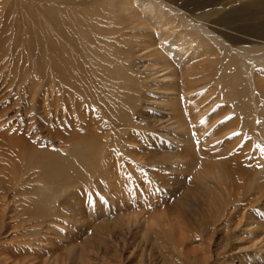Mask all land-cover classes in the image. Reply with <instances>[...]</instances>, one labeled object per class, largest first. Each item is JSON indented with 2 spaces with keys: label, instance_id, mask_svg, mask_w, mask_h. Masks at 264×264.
Segmentation results:
<instances>
[{
  "label": "bare ground",
  "instance_id": "obj_1",
  "mask_svg": "<svg viewBox=\"0 0 264 264\" xmlns=\"http://www.w3.org/2000/svg\"><path fill=\"white\" fill-rule=\"evenodd\" d=\"M40 2H42V0ZM179 2H181V0H108L106 2V6L103 4V6L99 7L98 9L94 8L91 10L92 12L85 15L77 14L75 11H71L73 10L71 7H68L67 5L63 4V7L56 9V11H53L49 8L48 10L45 11L43 16L42 15H40V17L38 16L39 18H37L36 21L38 22L37 26H36V22L34 24L33 21L31 20L32 21L31 25L33 23L35 28L38 27L39 32L36 31L37 29L35 30L33 29L34 31L33 30L30 31V32L33 31L34 34L33 44L35 48L34 50L32 46H29L30 44L27 45L32 48L31 51L30 49H28L29 53L32 55V57H30V60L31 58L32 59L34 58V55L36 58V54L41 55V59L39 58H38L39 60L37 59L38 61L36 65L38 66H35V64L31 62L33 65V66L31 65V67L40 68L39 71L42 72L41 77L44 80L45 85H51L58 89L57 96H55L56 99L53 100L56 101L55 103L56 107L54 106L55 109L51 108L54 102L52 101L53 98L50 97L51 100L49 99L50 100L49 103L51 104L52 101V105H49L48 103L49 106L46 107L44 112H46L47 116L52 117L51 114L52 110H56L55 116L56 117L61 116L62 118L61 121L62 123L64 122L63 124L62 123L61 124L65 128L63 127V129H58L60 127L56 126L58 127L56 128L57 132L56 131L53 132L54 134L52 135L51 132L53 130H49L48 128L47 130L49 132L51 131L50 133H48L42 122L37 119L38 115L36 116L37 108L35 107V105H32L29 108L22 101L17 99H16L17 101H14V103L8 101L7 99L0 100V236L9 235L6 237V240L2 239L4 242H2L3 243L2 245H0V264H93V262L91 263L90 260H87L88 258H91L92 255L97 256V258H99L102 263L105 262L107 264H126L122 260L120 262L113 260L109 261L105 255H102L101 251L95 248L96 246L94 244L90 243V241H86L84 245L80 248H75V249L73 248L74 250L71 257L67 256L64 258H57L52 263H50L47 260L39 261V257L33 256L31 252L32 251L31 247L34 243H40L43 240H45L46 233L44 232L45 230L42 226L43 220L46 219L47 217H54L56 214H58L55 213V209L49 207L48 205L49 201L47 204L44 203V205H42L41 203H40L41 205L38 204L39 203L38 200H42L44 196L43 189H45V185L48 183V182H46V184L44 183L45 180L43 179V175L50 174L51 181H53V183L57 179L60 180L61 183L58 185V187L60 189L59 191H61L60 193L61 196L62 197L65 196L67 198L63 202V204H66L70 199L74 197H79V193L81 192L80 190L84 186L89 187L88 183L87 184L85 183V179L88 178L86 173L90 171L95 173L99 169L101 170V168L103 167L100 166L101 161L99 163L97 162L98 161L97 159L96 161L94 160V157H92L94 156V151L92 149L91 144L93 140L96 141V139L92 138L93 137L92 135L95 132L90 133V131H88L87 128L90 129V127L94 126L92 125L93 123H91L92 126L84 127L86 132L91 137H87L89 135L86 136V134L82 135L83 134L82 132L80 133L81 134L80 135L77 132L78 130L79 131L81 130L82 126L80 127V129H78L79 126L77 125L75 129V124L72 123V126H70L72 128H69L68 123L71 124L70 117L71 118L74 117L72 118L74 120L77 117V115L79 117L81 116L82 118V115L84 113L81 114V111L85 108L87 101H90L92 97L89 96V92H88V89H90L92 85L90 86V88H88L89 82L87 78L88 77L87 64L92 65L95 63V65H97V68L99 69L103 68L104 65V63L103 65L101 63L103 61L102 59L105 60V56L103 55L105 51L101 53L97 51L98 49L97 50L95 49L97 51L96 52L94 49H92L93 47L92 45L99 44L102 46V44H104L107 46L108 45L112 46V44L111 43L109 44V42L111 41V39L116 38L115 36L117 33H120L119 34L120 38H118L119 39L118 41H120L126 46L125 49L122 48V50H124L125 52L123 55H120L122 51L120 50L121 51L120 52L117 50V48H114L116 47L115 46L116 42L113 43L114 47L113 46L112 47L115 49V51L114 52H112L111 50L106 51V53L107 52L109 54L111 53L110 57H113L111 58V60L109 57H107L110 60L108 64L114 67L113 64L116 61L118 62L119 60L118 58H124L125 59V64L123 63L124 67L129 68V70L133 69L136 73L139 74L138 77L140 78L139 84L136 83L137 81L134 82L135 80H133L135 84L133 86L136 87L134 92L135 94L134 95L129 94V95L132 96L131 98L134 99L143 98V100L145 101L147 100L146 101L147 103L143 101L144 103H146L145 105L150 104L148 109H145L146 112L140 113L143 114L142 117L143 119H145L144 120L146 121L145 123H148V128L150 129L147 133L149 134L145 133L146 131L144 132L145 134L143 136V139H141L142 143L139 141V143L137 144L138 146L136 145L137 142L136 136H132L127 140L123 139L125 141L124 142L121 141V142L123 144V147L124 145L126 146L127 144L136 145L138 147V148L136 147L138 150H141V152L143 151L146 153L144 155L142 154L143 156H140V154L139 155L136 154V159H135L136 164L143 165L144 163L146 164L148 163L147 165L150 166L149 163L151 161L154 166L158 164V166L156 165L157 166L156 178H157V182L159 183V186H162L164 188L166 186L167 188L172 187V189L170 188L169 191L173 193V195L180 193L179 197L177 198L178 202H174L172 205L169 206L166 205L165 204L166 201L163 200V196L164 194H166L165 191L163 189H160L158 186L159 190L155 191L157 196L156 197L152 196L153 199L149 201V203L151 202L149 206L151 207L153 204V207L155 206V211L151 214L150 212H148L143 216L142 215L138 216L140 213L136 215L135 213L137 211L135 213H132L133 211H135L133 210L131 211V216L129 217L122 216L123 218L120 219L121 226L122 227L129 226L131 223L132 224L135 223V225H140L142 229L145 230L144 232L146 234L145 235L146 240L147 237H150V239L154 237L156 241L163 240V242L165 241L169 244L172 250H177L178 248L185 249L186 247L192 245L193 243L196 244V242H200V245L201 243L204 244L205 250L198 254L189 253V257L191 258L193 257L194 260L200 258L201 262L205 264L217 263L216 260L215 261L212 260L213 252L211 249V241L213 240V235L218 231L220 227V229H224V231L227 232L225 234L227 235V240H228V245L223 251L224 253L222 259L225 260L224 263L264 264V171L256 173L251 169L245 170V166L241 164L242 162L240 161V158L238 156L237 157L235 156L234 158L233 157L227 158V161H220V156L219 155L217 156V154L220 151V147L221 146L222 148L224 147V144L220 145V139L224 138L220 135V133H223L227 129L224 128L222 130L220 128V125L224 126L226 124L225 122H221V119L224 118L223 117L224 111L220 112V115L214 113L215 116L214 117L212 116L213 118H210L209 116H207L208 115L207 113L208 112L211 113V111H209L211 110V107L207 106L206 103L204 104L203 101L199 100L201 99L200 92L204 91L203 90L204 87L202 86H205V90H206L209 84L212 82L214 69L217 66V62H219L218 59L221 57L219 56V52L221 51H219L218 49V47H221V45H219L220 43H217L218 45L216 44L212 45L213 41L211 42L213 38H214V42H218L215 41V39H217L215 37L217 36L214 35H217L220 32L218 30H215L214 28H211L209 23L203 22L207 18L206 17L203 18L204 16L201 17L202 14L200 15L201 19L199 18L198 15L199 13L198 14L195 13V15H198L197 16L198 18L195 17L193 13L194 8L192 9L191 7L195 4H191L189 3V1L188 4H183V3L180 4ZM77 4L79 3L77 2ZM14 7H16V5ZM212 8L214 9L215 7ZM10 9H12V7ZM16 11L17 10L15 9V13ZM243 11L245 12V10ZM194 12L196 11L194 10ZM211 12L212 15H214L216 13V10H212ZM6 13L7 14L5 15H8V12ZM26 13L27 11L24 14ZM28 14L30 15L31 13L28 12ZM29 15H27V17ZM215 15H217V13ZM244 15L246 14H243V16ZM13 18H17V17L15 16ZM202 19L203 21H201ZM227 21L229 22V19H227ZM234 21L236 20L234 19ZM27 22H25L26 27L29 26ZM88 22L92 24V26L93 25L95 26L97 32L94 33L95 36L92 35V38L95 37L94 40H92L91 38L89 39V37L87 38L85 36V33L80 31L82 25L87 26V24H89ZM218 22L219 21L215 20L212 23L217 24ZM7 24H10V20L9 23H6L5 28L9 26ZM105 24L109 25L110 27L111 26L115 27L113 30L111 29V31L106 35H104L103 34L104 31H102V28L104 27ZM106 25H105L106 28L105 30H107ZM23 26L22 29L23 30L26 29L23 28ZM232 26L230 25L229 28H231ZM251 26H255V25L251 24V25H247V27L246 25L241 27L242 29L246 30V28H249ZM29 27L26 30L28 32H29L28 30ZM225 27L223 29H225ZM16 28L18 29V27ZM259 28L260 30L256 28L257 31L256 29L250 31L258 32L256 34V38L264 40V24H261ZM109 29L110 28H108V30ZM23 30L22 32L25 33ZM83 30H88V28L87 29L85 28ZM239 30L241 31V29ZM18 32L20 33V31ZM89 32L91 33L92 31H88V33ZM243 32L245 34V31ZM212 34H214L213 38L211 36ZM27 36L28 35L26 34L25 37ZM132 36L140 37V41H138L139 46L135 45L136 52L131 45H127L125 42L127 41V39H129V37ZM228 36L230 37L231 35H227V37ZM233 40L236 41V39L234 38ZM114 41H116V39ZM3 42L5 41L3 40ZM26 42H30V41L26 40ZM121 43L119 44L121 45ZM14 44H16L15 41ZM116 44H118V42ZM258 44L260 45V43ZM263 44H261L263 48L259 51H251V50L243 49V50H237L236 52L237 55L242 56L241 58H244L252 63L251 68H253L254 65L258 69L257 71L256 70L251 71L249 69L251 72L250 73L248 72L249 75L247 78L249 81V87L252 89V94L254 95L255 98V104L257 102V98H259L260 96L264 97V68H263L264 45ZM13 45L11 46L14 47L15 45L14 46ZM18 45L20 44H16V46ZM12 47L11 50H13ZM1 48L2 47L0 46V50ZM18 48H20V46H18ZM21 48L20 50H24V47L22 49ZM101 48L103 49V47ZM101 48L99 51H102ZM15 49L16 47H14V52L18 50ZM220 49H223V46ZM93 50L94 52H92ZM11 52L13 53V51ZM21 54H23V52ZM239 56L237 59L240 58ZM144 60H149L151 66H148L146 62L145 64H143ZM116 64L118 65V63ZM119 64L122 65L121 63ZM27 66H29L30 69V64ZM24 67L25 66L19 69L23 68V72H24ZM105 67H108L107 64ZM33 68H31L32 69L31 71L27 69L28 71L26 72L31 74V72H33ZM91 70L89 69V71ZM107 71H109V69H107ZM28 73L27 75H29ZM116 73L117 72H115V74ZM119 74L121 75V72H118V77L120 76ZM98 76L99 78L101 77L100 75ZM129 79H133V78H129ZM140 80L142 82H140ZM110 81L112 82V80ZM108 83L107 86H109ZM93 85L95 86V84ZM42 86L43 85H41V87ZM110 86H112L111 83ZM104 87L105 85L103 83L101 89L102 88L105 89ZM113 88L111 89L109 88V90L115 93H121L119 91L122 88L121 89L119 88L120 90L117 91L115 89L116 87L114 89ZM97 89L100 90L98 93L100 94L101 89H99V87ZM97 89H96V93L98 92ZM124 89L127 88H125L124 86ZM109 90H107L106 93H108ZM10 91L13 92L14 90L11 88ZM55 92L56 91L53 92L54 95H56ZM49 93L51 94V91ZM109 93L111 94V92ZM93 94L94 92L92 93V95ZM48 95L49 94L46 95L47 102H48ZM99 98H101V95L98 96V100ZM115 98L116 97L114 95V99ZM95 100L96 99H94V101ZM109 100L110 99H108L107 102L109 105H111L112 103L110 104ZM198 100L199 103H197ZM94 101H92L93 103H91L90 101V104L93 105L97 102L95 101L94 103ZM104 101H106V98ZM98 102L100 103V101ZM104 103L105 102H103L102 105ZM129 105L131 106V103ZM93 106H92L93 108L97 107L96 104ZM156 106L159 109H157ZM103 107L107 108L108 106L103 105ZM139 108L140 110L141 109L144 110L143 107H139ZM107 109H105L104 111H106ZM114 109H117L115 111L119 110V108L116 107L115 108L113 107V110ZM121 109L119 111L122 112ZM242 109L244 110V108ZM98 110L101 111L99 107H97V111ZM243 110H241V112H244L245 114L248 113L247 111H243ZM104 111H102L101 113H104ZM107 111L109 112V110ZM112 111L111 114L114 115ZM108 112L105 113L108 114ZM121 112H118V114H115L116 116L113 117H117L118 115L117 118L119 120L120 116H122ZM227 112L228 109L225 110V113ZM256 112L257 115L253 119L254 121L257 119L259 123H261L260 126L263 125L262 128L264 130V118H262L260 114V110L258 108ZM101 113L99 112L98 114ZM119 113H121V115ZM135 113L136 112H134V115ZM232 113L234 114V112ZM111 114L109 115L110 117L107 116L106 119L107 118L110 119L112 117ZM17 115L20 116V117L18 116L20 120H18ZM84 115H86V113ZM101 115L104 116L106 114L104 115L101 114ZM238 115L240 116L241 114ZM91 117L92 118L90 122L94 120L93 118L94 116ZM130 118H131V114H130ZM240 118L242 119L243 116ZM111 119L113 120L115 118H111ZM122 119H120V121ZM137 119L138 122H140L139 118ZM55 120L57 121V119ZM112 120L109 121V123L112 122ZM118 120L117 122H120ZM243 120L245 119L243 118L242 121ZM107 121L108 120H106V122ZM128 121L130 120H127V122ZM117 122L116 124L120 126V124ZM121 122L120 123L122 126L125 125L127 126V127L125 126L124 129L127 128L128 130V125L130 123L128 124L125 123L126 119L124 123L123 121ZM134 122L136 123V121ZM84 123L86 125L88 122H84ZM245 124L246 122L244 123L241 122L242 125L241 127L243 128V125ZM249 124H251V122ZM113 125L111 126V129L112 127L113 129L117 127V125L116 127L115 124ZM131 125L130 127H132ZM133 126L135 128L136 125ZM186 126L190 128V130L192 129V131L186 130L187 129ZM132 128H129V130H131ZM220 129L222 130V132H220ZM228 129L230 130L231 127H229ZM235 129L237 130L239 128H235ZM252 129L254 130L253 127ZM208 130H211L213 132H211L209 135H206ZM263 130H261V127L260 128L257 127L254 130L255 134L259 135L262 141H264ZM121 131L124 130L122 129ZM56 133L59 138V143L61 144L59 149L66 151L71 156L70 160L68 161L55 160L53 158L44 156V152L42 148L44 147L45 144L44 141L46 136L48 135L51 136L52 138V136H55ZM131 133L132 132L130 131L129 134L130 136ZM107 135H109V133ZM125 135L128 134L126 133ZM222 135H224V133ZM201 136H203L204 138ZM205 136L209 141L206 140ZM209 136L210 138H208ZM139 138L142 137L139 136ZM236 139L235 141H237ZM231 141H233V138L231 139ZM105 142H108V137H106ZM96 143H97L96 144V148H97L98 145L100 146V143L99 141ZM123 150L125 151V149ZM127 152H128L127 154H129L128 150ZM208 152H212L214 156L210 155ZM250 152L251 151H249V155L251 154ZM224 157L226 158V156ZM147 160H149V162H146ZM237 161L238 162L240 161L241 163L239 164ZM106 164H108V162ZM144 165L141 167H144ZM263 165L264 164H262V166ZM162 166L164 167L163 170L165 171L162 170L163 168ZM168 171L170 172L167 173ZM185 173L188 176H190V181L188 183H183L181 181L182 180L181 175H184ZM50 175L47 178H50ZM169 177L175 179L170 181ZM208 179L211 180V182L212 181L214 182L215 180L216 183L209 185L206 181ZM56 183L58 184L59 181H57ZM155 187L157 186L155 185ZM33 191L34 192L41 191V192H38L40 193L38 195L36 194L35 196L36 199L33 202L35 204L34 206H32V208H30L28 205L30 204L33 198ZM86 195L89 196V194ZM55 196L58 197L56 194ZM78 199L80 198L76 199V203L80 204L81 199L80 200ZM61 205L58 207V209H61ZM134 207L136 206H133V208ZM193 209L194 211H192ZM256 209H257V213L259 214L257 218H255V215L253 213V211ZM10 233L12 235H10ZM20 238L22 239L20 240ZM177 240H178V244H175L174 242ZM241 245H243L244 248H242ZM43 250H45V248H43ZM211 261H213V263H211Z\"/></svg>",
  "mask_w": 264,
  "mask_h": 264
},
{
  "label": "rangeland",
  "instance_id": "obj_2",
  "mask_svg": "<svg viewBox=\"0 0 264 264\" xmlns=\"http://www.w3.org/2000/svg\"><path fill=\"white\" fill-rule=\"evenodd\" d=\"M34 1L35 0H30V1H28V0H18V1L17 0H12V1L11 0L10 1L9 0H0V16H1L0 17V46L2 47L0 50V60H1L0 61V95H1L0 100L7 99L8 101L13 102V103H14V101L20 100L25 105H27V107H29V108L32 105H35V107L37 108V114H36V116L38 115L37 119L42 122V124L45 126L46 131H48L47 130L48 128H49V130H53L52 132L50 131L51 134L53 135L54 134L53 132H55V131L57 132L56 128L60 127L58 129H63L64 126H62V124L64 122L62 123L61 116H57V117L55 116L56 110H52L51 114H52L53 118L50 116H47L46 112H44L46 107H48L49 105H52V101L54 99H56L55 96H57V90L58 89L56 87L51 86V85H45L44 80L41 77L42 72L39 71L40 68L31 67V65H32L31 62H33L35 64V66H38V65H36L37 61L39 59H41V55L36 54V58H35V55L33 54L34 55L33 59L35 60V62L32 58H31V60H32L31 61L30 57H32V55L28 51V49H30V51H31V49L34 48L33 31L35 29H37L36 31L39 32L38 27L35 28L34 24L37 21V18H39L40 15L43 16L45 11L48 10L49 8L53 11H56V9L63 7V4H65L68 7H71L73 9L71 11H75L77 14H80V15H82V14L85 15V14L92 12L91 11L92 9H94V8L98 9L99 7L103 6V4L106 6V2L108 0H70V1L66 0L67 3L70 5H68L66 3V1H64V0H60V1L59 0H55V1L54 0H42V2H40L41 0L40 1L38 0V1H35L37 3H35ZM45 1H47V2H45ZM61 1H63V2H61ZM188 1L191 4H195V5L191 6L192 9L194 8L193 9L194 15H195V13L196 14L199 13L198 15L200 18V15L202 14L201 17L204 16L203 18L206 17L207 19H205L206 21L205 20L203 21V19L201 21L209 23L211 28H214L215 30H218L220 32L217 35H214V34L211 35L212 38L214 36H217L215 38L220 39V40L215 39V41H218V42H214V38H213L211 40V42L213 41L212 45H215V44L218 45L217 43H220L219 45H221V47L223 46V49H220L221 47L217 46L219 51H221V52H219V56L222 57L225 55L224 56L225 58L224 57H222V58L218 57L219 62H217V66L214 69L212 82L209 84V86L206 90H205V86H202V87H204V89H203L204 91L200 92L201 93L200 94L201 99H199V100L203 101L204 104L206 103L207 106L211 107V110H209V111H211V113H213V114H211L210 112L207 113L208 114L207 116H209L210 118H213L215 116V114L220 115V112L224 111V113H223L224 118L221 119V122H225L226 124L224 126L220 125V128L222 130L224 128L225 129L227 128V129H226V131L223 132L224 135H222L223 133H220V135L222 137H224V138L221 137L222 139H220V145L224 144V147L223 148H222V146L220 147V151L218 152L217 156L218 155L220 156V161H227V158H232V157L234 158L235 156L236 157L238 156L242 163L240 161L239 162L237 161V162L239 164L240 163L243 164L245 166V170L251 169V170L255 171L256 173L257 172H263L264 171V165L262 166V164H264V153H263L264 152V141H262L261 137L259 135L255 134V131H254L255 128H257V127H259V128L261 127V130H263V128H262L263 125L260 126L261 123H259V121L257 119L254 121L253 118H255V116L257 115V112H256L257 108L260 110V114H261L262 118H264V97L260 96L259 98H257V102L255 104V98H254V95L252 94V89L249 87V81L247 79L248 75L251 71H254V70L257 71L258 69L254 65H253V68H251L252 63L250 61L244 59V58H241L242 56L237 55L236 52H237V50H243V49L244 50L247 49V50H251V51H259L263 48L261 44L264 43V40L256 38V34L258 32H254V31H250V30H255L256 28L258 30H260L259 27L261 26V24H264V16H263L264 15V0H215V1L214 0H192V1L191 0H186V1L184 0V2H183V0H181V2H179V3L180 4L181 3L188 4ZM9 2H11V3L14 2V3L11 4ZM77 2L79 4H77ZM216 3H219V4H216ZM19 4L21 5V7ZM211 4H213V5H211ZM15 5L17 8L14 7ZM52 5H54V6H52ZM93 5H94V7H93ZM206 6L209 8H207ZM7 7L9 8V11H8ZM11 7H12V9H10ZM212 7H215V8L213 9ZM204 8H206V9H204ZM15 9L18 11V13H17V11L15 13ZM29 9H30V11H29ZM10 10H11V12H10ZM21 10H23V11H21ZM194 10L196 12H194ZM212 10H216L217 15H215L216 13L214 14L215 11L213 12L214 15H212V12H211ZM241 10H242V12H241ZM243 10H245V12ZM26 11H27V13L24 14ZM217 11H219V12H217ZM6 12H8V15H5V14H7ZM28 12L31 13L32 15L31 14L29 15ZM242 13L246 14V15L243 16ZM13 14H14V16H13ZM27 15H29L30 17L32 16L31 19L29 16H28L29 17L28 18ZM198 15H195V17H197ZM7 16H8V18H7ZM9 16L12 18H10ZM15 16L17 18H13ZM228 16H230V17H228ZM227 19H229V22L227 21ZM234 19L236 21H234ZM9 20H10V24H7V25H9L8 26L9 28L8 27L5 28V25H6V23H9ZM31 20L34 23V24L32 23V25H31V22H32ZM215 20H217L219 22L217 24L212 23ZM261 20L263 21V23ZM19 22L22 24H20ZM25 22H27L29 24V26L30 25L31 26L26 27ZM251 24L255 25V26H251L249 28H246V30L242 29L243 26L246 25V27H247V25H251ZM37 25H38V22H36V26ZM105 25L102 28V31H104L103 32L104 35L109 33L111 31V29L113 30L115 28V27H112V26L110 27L109 25H106L107 30H108V28H110L107 31V30H105L106 29ZM230 25L231 26L233 25L232 27L234 28V30L232 27L229 28ZM22 26H23V28H26V29L23 30ZM93 26H92V24L89 23V24H87V26L82 25V28H81L82 30L80 29L81 32L85 33V36L87 38L89 37V39L91 38L92 40H94V38H95V37L92 38V35L95 36L94 33H97L95 26L94 27ZM225 26H227V27H225ZM16 27H18V29ZM28 27H29V29H28L29 32L26 31ZM84 27L86 29L88 28V30H83V29H85ZM224 27H225V29H223ZM7 29H9V30H7ZM21 29L28 35L27 37H25L26 34L23 33ZM239 29H241L242 32ZM257 29H256V31H257ZM6 30H7V32H6ZM31 30H33V31L30 32ZM18 31H20L21 34ZM88 31H92L91 32L92 34L90 32L88 33ZM243 31H245V34ZM119 34L120 33H117L115 36L116 41H114L115 39H111V41L109 39L110 42L109 41L108 42H109V44L111 43L113 47H114L113 43L118 42V44L115 43L116 47H114V48H117L118 51L121 50L122 52L120 51L121 52L120 55H123L125 51L122 50V48L125 49L126 46L123 43H121L120 41H118L119 40L118 38H120ZM5 35H7V36H5ZM227 35H231L230 36L231 38L229 36L227 37ZM23 37H24V39H23ZM11 38H12V40H11ZM26 38H28V39H26ZM96 38H97V36H96ZM98 38H99V36H98ZM107 38H108V36H107ZM233 38L236 39V41H234ZM1 40H2V42H1ZM3 40L5 42H3ZM26 40L27 41L29 40L30 42H26ZM14 41L16 44H20V45H18V46H20V48H21V46H22V48L24 47V50H20V48H18V46H16V44H14ZM138 41H140V37L132 36V37H129V39H127V41H125V42L127 45H131L136 52L135 45L139 46ZM256 41L258 43H260V45ZM119 43H121V45ZM11 45L16 47V49L20 50L21 53L23 52V54H21L20 51H18L16 49L15 50L17 52L16 51L14 52V47H12ZM27 45L32 46V48L27 46ZM95 45H92L93 46L92 49H94V50L98 49L97 51L101 52V53L105 51L103 53V55L105 56L106 61L104 59H102L103 61L101 64L103 65V63H104L105 66L107 64V66L109 67L108 68V67H105L103 65V68L99 69V68H97V65H95V63L92 65L90 64L91 66L87 64V66H88V71H87L88 77L87 78H88V82H89L88 88H90V86L92 85L91 88L88 89L89 96L90 97L92 96L90 101H91V103H93L92 101H94V99H96L95 101H97V102L95 103V101H94V103L96 104L97 107H99L101 109V111H99V110L97 111V107L93 108L94 107L93 105H95V104L91 105L90 101H87L86 106L84 108L86 110L83 109L82 110L83 112L81 111V114L86 113L87 116L83 114L84 116L82 115V118H83L82 119L81 116L79 117L77 115L75 120L72 119L74 117H72V118L70 117V120H71L70 123L71 124L68 123L69 119H68L67 123L69 125V128H72V127H70V126H72V123L75 124V129H76L77 125L79 126L78 129H80V127L82 126L81 130L80 131L78 130L77 132L79 134L82 132L83 133L82 135L86 134V136L89 134L86 132L84 127L85 126L89 127V126L94 125V126L90 127V129L87 128V130L90 131V133L95 132L92 135L93 136L92 138L96 139V141L93 140L92 144H91L92 149L94 151V156H92V157H94V160L97 159L98 161L97 160L96 161L99 163L101 161L100 166H103L104 168L102 167L101 170L99 169L100 171L98 170L95 173L92 171L86 173L88 178L85 179V183L86 184L88 183L89 187L84 186L80 190L81 192L79 193V197H74V198L70 199L67 202L68 204L66 202H65L66 204H63L64 200H66L67 198L65 196L62 197L60 194L61 191H59L60 189L58 187V185L61 183L60 180L57 179L53 183V181H51V175L50 174L43 175V179L45 180L44 183L46 184V182H48L49 184L47 183L46 184L47 186L45 185V189H43V191H44L43 195L45 197L43 196L42 200H38L39 201L38 204L41 203L42 205H44V203L47 204L49 201V203H48L49 207H52V209H55V213H58V214H56L54 217H47L46 219L43 220L42 226L45 230L44 232L46 233V237H45V240H43L44 242L42 241L40 243H34L32 245L33 248L31 247V250H32L31 252H32L33 256H38L39 261L47 260L50 263H52L57 258H64L67 256L71 257L73 250L75 248H80L84 245V243L86 241H90V243L94 244L96 246L95 248L97 250L101 251L102 255H105L109 261L113 260V261L120 262L122 260L126 264H205V263L201 262L200 258H197L194 260L193 257L192 258L189 257V253L198 254V253H201L205 250L204 244L201 243V245H200V242H196V244L193 243L192 245H189L185 249H179L178 248L177 250H172L170 248L169 244L165 241L163 242V240L156 241L154 239V237H152V239H150V237H147V240H146V236H145L146 234L144 232L145 230H143L140 225H135V223H133V224L131 223L129 226H124V227L121 226L120 219L123 217L131 216V211H133V210H135V211H133L132 213H135L137 211L135 213L136 215L138 213H140L138 216H141V215L143 216V215L147 214L148 212H150V214L153 213L155 211V206L153 207V204H152V206H151L152 208H151L149 206V204H151V202L149 203V201L152 200L153 197L157 196L155 191L159 190V188L163 189L165 191L166 194H164L163 200H165L166 201L165 204L169 205V206L172 205L174 202H178L177 198L179 197L180 193L173 195V193H171L169 191L170 188L172 189V187L167 188V186H166L164 188L162 186H159V183L157 182V178H156V174H157L156 168H157L158 164H156L157 166L156 165L154 166L151 160H150L151 162L149 163L150 166L147 165L148 163L147 164L144 163V164H146V165L143 164L144 167H141L143 165L136 164V161H135L136 154H138V155L140 154V156H143L144 154H146L145 152H143V151L141 152V150L137 149L138 148L137 144L139 143V141L141 142V139H143L144 134L147 133L150 129V128H148V123H145L146 121H144L145 119H143V117H142L143 114H140V113L146 112L145 109H148L150 104L145 105L147 103L146 102L147 100L145 101V100H143V98L142 99H140V98L134 99V98H131L132 96H130V95L135 94L134 92H135L136 87L133 85H135L134 82H136V81H137L136 83L139 84V79H140L138 77L139 74L136 73L133 69L129 70V68L124 67V64H125L124 58H118L119 59L118 62L116 61L113 64L114 67L110 66L108 63L110 62L111 58H113V57H110L111 53L109 54L107 52L109 54L108 55L106 53V51L111 50L112 52H114L115 49L111 45H108V46L104 45V44H102V46L99 44H95ZM97 45H99V46H97ZM100 46L103 47V49ZM251 46H253L254 48ZM11 47L13 50H11ZM95 47H97V48H95ZM100 48L102 49V51H99ZM34 50H35V48H34ZM94 50L92 52H94ZM11 51H13V53ZM24 51H25V53H24ZM26 52H28V53H26ZM229 52H230V54H229ZM34 53H35V51H34ZM105 53H106V55H105ZM220 54H222V55H220ZM103 55H101V56H103ZM238 56L240 57L239 59H237ZM107 57H109L110 60ZM145 62L148 66H151V63L149 60H144L143 64H145ZM116 63H118V65ZM119 63H121L122 65H120ZM29 64H30V69H29V66H27ZM94 65L96 68L94 67ZM23 66L26 67V68L24 67V72H23V68L19 69ZM17 67H18V69H17ZM31 68H33V72H31V74L26 72L28 70L31 71L32 70ZM263 68H264V66H263ZM89 69L90 70L92 69V70L89 71ZM107 69H109V71H107ZM95 70H96V73H95ZM110 71H111V73H110ZM108 72H109V74H108ZM115 72H117V73L115 74ZM118 72H121L122 76L119 74L120 76L118 77ZM27 73L29 75H27ZM90 73H91V75L94 73L95 74L91 76ZM102 73H104V74H102ZM98 75H100L101 77L99 78ZM107 75H108V77H107ZM31 76H33V77H31ZM126 77H127V79H126ZM91 78H92V80H91ZM120 78H122V79H120ZM129 78H133V79H129ZM105 79L108 81H106ZM109 79L112 80V82ZM125 79H126V81H125ZM39 80H40V82H39ZM133 80H135V81L133 82ZM33 81H35V82H33ZM36 82H37V84H36ZM108 82H110L112 86H110V83H108ZM140 82H142V81L140 80ZM103 83L105 85L104 88L105 89L107 88L106 90L103 88L101 89V86H103ZM107 83L109 86H107ZM114 83H115V86H114ZM93 84H95V86ZM41 85H43V86L41 87ZM124 86L127 89H124ZM47 87H48V89H47ZM95 87H96V89L98 87H99V89H101L100 94H98L100 91L98 89H97L98 92L96 93ZM113 87L114 88L116 87L115 88L116 91L120 90L122 88L119 91L121 93H115V92L109 90V88L111 89ZM11 88L14 90L13 92L10 91ZM53 89H54V91H56L55 92L56 95H54ZM48 90L51 91V94L49 93L50 91H48ZM107 90H109V92H111V94L109 92L106 93ZM131 90H133V91H131ZM93 92L96 95L93 94L94 95L93 96L92 95ZM47 94H49L48 95V102L46 99ZM97 95L98 96L101 95V98H99V100H98ZM111 95H113V96H111ZM114 95L116 97L115 99H114ZM50 97L53 98L51 101V104L49 103L51 100ZM105 98H106V101H104ZM122 98H124L125 101ZM108 99H110L109 103L110 104L112 103L111 105L114 108L115 107L119 108V110L122 108L121 109L122 112L119 110L115 111L117 109L113 110V107L111 105H109L107 102ZM199 100L197 101V103H199ZM98 101H100L101 104ZM135 101H137V102H135ZM140 101H142V102H140ZM143 101L146 103H144ZM33 102H34V104H33ZM53 102L54 103H53L52 107L51 106L50 107L52 109H55L56 101H53ZM103 102H105L103 105L108 106L107 107L108 109L106 107H103V105H102ZM139 102L141 103V106H140ZM48 103H49V105H48ZM115 103H117V104H115ZM130 103H131V106L129 105ZM99 104H100V106H99ZM153 104H155V103H153ZM90 107H92V108H90ZM139 107H143L145 111L142 109L140 110ZM154 108H155V105H154ZM236 108H237V110H236ZM242 108H244V110ZM105 109L109 110L110 114H111V111L113 110L112 112L114 113V115L111 114L112 115L111 118H115V119H113L114 121L111 118L106 119L107 116L110 117L109 116L110 114L107 110L104 111ZM157 109H159V108L157 107ZM227 109H228V112L225 113V110H227ZM89 110L91 111V113ZM241 110L247 111L248 113L249 112L250 113L248 114L246 112L247 114H245L244 112H241ZM102 111H104V113H101ZM93 112H95L96 114H98L100 112L101 114H103V115L106 114V115H104L105 116L104 117L101 114L96 115ZM105 112H108V114ZM118 112L122 113L123 119H122V116H120L121 113H119L120 114L119 116H120V119H122L121 121H123V123L125 122V119H126L125 123H127V124L130 123L128 125V130H127V128L124 129L126 125L125 126L121 125L122 122L120 121V119L118 120V118H117L118 115H117V117H113V116H116L115 114H118ZM127 112H129V113H127ZM134 112H136L135 113L136 116L134 115ZM232 112H234V114ZM124 113H125V115H124ZM130 114H131V118H130ZM238 114H241V115L239 116ZM88 115L94 116L93 118L96 121H94L92 119L93 121L90 122L92 117L88 116ZM95 115L98 117V120H97V117ZM126 115H128V116H126ZM18 116L19 115H17V117ZM242 116L245 119L243 121L246 122V124L243 125V128L241 127L242 126L241 122L244 123L242 121L243 118L242 119L240 118ZM19 117H18V120H20ZM116 118L121 123L117 122ZM137 118H139L140 122H138ZM55 119H57V121ZM133 119H134V121H136V123L133 121ZM58 120H60V121H58ZM106 120H108V121L106 122ZM111 120H112V122H110L111 123V125H110L109 121H111ZM127 120H130L131 122L130 121L127 122ZM236 120H238V121H236ZM84 122H88L87 123L88 125L87 124L85 125ZM97 122H98V124H97ZM116 122L119 123L120 126H118V124H116ZM137 122L139 125L137 124ZM141 122L144 124H142ZM248 122L249 123L251 122L252 125L249 124ZM91 123H93V124L91 125ZM104 123H105V125H104ZM112 123L115 124V127L117 125L116 128L114 127L115 129H113V127H112L113 130L111 129V126L113 125ZM131 123H132V125H131ZM95 124H97V125H95ZM228 124H229V126H228ZM98 125H99V127H98ZM130 125L133 128L130 127ZM133 125H136L138 127L135 126V128H134ZM56 126H58V127H56ZM251 126L254 128V130L252 129ZM118 127H119V129H118ZM229 127H231L230 130L228 129ZM91 128H92V130H91ZM120 128H122L128 135H125L126 133L124 131H121L122 129H120ZM129 128H132V129L129 130ZM186 128H187L186 130L192 131V129L190 130V128H188L187 126H186ZM235 128H239V129L236 130ZM83 129H84V132H83ZM221 129H220V132H222ZM116 130H117V132L120 130L118 132V134H117ZM130 131L132 132L131 136L129 135ZM50 132L48 131V133H50ZM121 132H122V134H121ZM136 132H137V134H136ZM140 132H142V133H140ZM211 132H213V131L208 130L206 135H209ZM108 133H109V135H107ZM244 133H246V134H244ZM147 134H149V133H147ZM138 135L141 136L142 138H139ZM132 136H136V141H137L136 145L137 146L127 144L126 145L127 147L125 145L123 147V144L121 141L124 142L125 140H123V139L127 140V139L131 138ZM87 137H91V136L89 135ZM106 137H108V142H105ZM201 137H203V136H201ZM236 137H237V139H236ZM119 138H120V140H119ZM205 138L207 140L206 136H205ZM208 138H210V136ZM232 138H233V141H231ZM235 139L237 141H235ZM98 141L100 143V146L98 145V147L96 148V144H97L96 142H98ZM207 141H209V140H207ZM224 141H226V142H224ZM44 142H45V144H44V147L42 148V150L44 152L45 157L53 158L55 160H60V161L70 160V157H71L70 154L64 150L59 149L61 144L59 143V138L57 136V133L55 134V136H52V138H51V136L47 135ZM117 142H119V143H117ZM230 142H232L233 144ZM245 142H247V143H245ZM108 144L111 146H109ZM112 144H115V145H112ZM107 145H108V147H107ZM248 147H250V148H248ZM123 149H125V151ZM127 150L129 151V154H127L128 153ZM245 150H246V152H245ZM260 150L261 151L263 150V151L261 152ZM249 151H251L250 155H249ZM208 153L210 155L214 156L212 152H208ZM224 156H226V158ZM98 157H99V159H98ZM100 157H101V159H100ZM144 157H146V156H144ZM221 158H223V159H221ZM200 159H201V157H200ZM107 162H108V164H106ZM146 162H149V160H147ZM163 169H164V167L162 168V170ZM152 171H154V172H152ZM163 171H165V170H163ZM169 172L170 171H168L167 173H169ZM154 174H155V177H154ZM49 175H50V178H47V177H49ZM114 175H116V176H114ZM141 175H142V177H141ZM176 175H179V174H176ZM173 179H175V178L169 177L170 181ZM181 179H182L181 181L183 183H188L190 181V176H188L185 173L184 175H181ZM57 181H59L58 184L56 183ZM206 181L209 185L216 183L215 180H214V182L213 181L211 182V180H209V179ZM141 183H142V185H141ZM155 185L157 187H155ZM158 186H159V188H158ZM142 188H143V190H142ZM50 190H51V192H50ZM38 192H41V191H35V192L33 191V198H32L33 201L31 200L30 204L28 205L30 208H32V206H34L35 203H33V202L36 199L35 196H36V194L37 195L40 194ZM54 193L58 197H56ZM86 194H89V196ZM150 194H151V197H150ZM77 198L81 199L80 204L76 203ZM54 199L55 200L57 199L56 200L57 202ZM80 199H78V200H80ZM147 201H148V204H147ZM55 202H56V204H55ZM69 202H70V204H69ZM141 202H143V203H141ZM50 205H52V206H50ZM60 205H61V209H58V207ZM131 205L136 206V207L133 208V206H131ZM58 210H59V212H58ZM192 211H194V209ZM253 213L255 215V218H257L259 215L257 213V209L254 210ZM35 219H33V220H35ZM225 233H227V232H225L224 229H220V227H219L218 231L213 235V240L211 241V249L213 252L212 253L213 259L212 260L213 261L216 260V262H217V263L215 262L216 264H240V263H224L225 260L222 259L223 253H224L223 251L228 245L227 235ZM10 235H12V234L10 233ZM7 236H9V235H1L0 236V245H2L3 244L2 242H4L2 239L6 240ZM21 239L22 238H20V240ZM174 243L178 244V240L175 241ZM12 244H15V243H12ZM40 244L43 246H41ZM241 246H242V248H244L243 245H241ZM42 247L45 248V250H43ZM87 260H90V262L91 263L93 262V264H107L105 262L102 263L100 261V259L97 258V256H93V255L91 256V258H88ZM213 261H211V263H213ZM197 262H199V263H197Z\"/></svg>",
  "mask_w": 264,
  "mask_h": 264
},
{
  "label": "snow or ice",
  "instance_id": "obj_3",
  "mask_svg": "<svg viewBox=\"0 0 264 264\" xmlns=\"http://www.w3.org/2000/svg\"><path fill=\"white\" fill-rule=\"evenodd\" d=\"M235 135V134H234Z\"/></svg>",
  "mask_w": 264,
  "mask_h": 264
}]
</instances>
